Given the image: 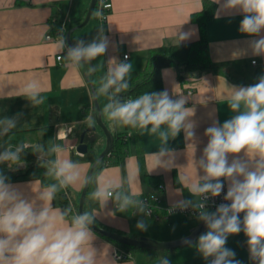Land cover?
I'll list each match as a JSON object with an SVG mask.
<instances>
[{"label": "crops", "instance_id": "1", "mask_svg": "<svg viewBox=\"0 0 264 264\" xmlns=\"http://www.w3.org/2000/svg\"><path fill=\"white\" fill-rule=\"evenodd\" d=\"M111 2L112 9L104 23L92 14L86 24L80 25L91 0H0V117L20 114L18 125L12 130L14 133L3 136L2 139L38 144L41 135L33 128L54 125L53 141L62 148V151L55 154V160L71 159L77 163L81 173L80 183L59 188L55 195L68 190L74 199H79L85 178L89 176L94 161L98 160L106 146V135L98 128L85 135L88 152L78 151L82 133L86 129L83 122L89 120L91 125L96 124L91 120L95 103L89 77L94 73L97 76L104 75L109 67L108 60L114 58L123 61L124 55H128L131 71L147 69L150 51L163 45L176 44L177 29L190 33L189 38L180 43H190L200 38L199 26L192 21L191 16L203 8V0ZM224 2L225 0L215 2V16L208 25L212 68L204 72L185 71L183 75H179L174 66L162 70L163 90L167 89L173 98L181 95L186 97L185 107L194 109V115L190 118L196 124L194 139L185 140L183 132L174 140L170 138L169 147L173 150L171 168H156L153 153L158 152L161 142L158 136L137 128L135 133L140 137L139 146H132L122 163L105 166L97 175L96 184L102 192L113 190V197L127 194L141 197L159 193L163 203L167 205L191 198L187 188L177 191L181 188L179 178L186 177L193 182L196 180L198 173L194 167V159L200 158L207 144L205 129L214 120L222 124L235 114L228 108L232 86L255 84L257 78L264 75V57L253 56L248 46L249 40L258 37L246 36L238 30L242 15L235 11L221 10L220 18H216ZM64 18H67V23L73 29L74 42L77 39L90 41L100 28L108 36L111 43L107 53L92 61L97 66L94 73L87 74L86 68H77L63 59H57L61 55L56 50L57 40L46 39L48 34L56 32ZM261 35H264V31ZM237 52L246 54L235 57L234 53ZM33 78L42 86L40 95L44 101L39 105H33L23 95L24 86ZM188 90H193V93L189 94ZM107 126L112 133L125 129V126H117L109 120ZM94 137L96 141L90 147L89 141ZM232 159L230 156L229 162ZM48 160L46 153L41 154L40 162ZM11 183L28 199L35 198L47 186L40 179ZM52 183H56V180L50 176L48 185ZM225 183L228 187L227 182ZM161 184L164 186L163 190L159 189ZM117 201L109 198L103 206L99 202V206L94 209L97 213L95 219L99 224L133 238L172 241L187 236L201 222L198 215L189 217L177 213L169 220L156 221L140 213L133 214L132 209L122 213L115 207ZM51 206L53 209H61L55 205L54 198ZM184 218L189 221L185 222L178 235L156 230L154 225L162 223L169 226L171 222ZM138 220L153 222H147V230L140 231L136 227ZM92 232L94 239L91 243L96 251V264H161L162 257H166L170 264L185 263L181 255L173 260L169 256L170 252L160 256L161 254L153 251L132 252V259L116 260L113 256L116 244L94 230ZM173 249L172 254L177 255L182 247Z\"/></svg>", "mask_w": 264, "mask_h": 264}, {"label": "clouds", "instance_id": "2", "mask_svg": "<svg viewBox=\"0 0 264 264\" xmlns=\"http://www.w3.org/2000/svg\"><path fill=\"white\" fill-rule=\"evenodd\" d=\"M214 2L220 3V0ZM221 10L242 15L239 32L258 37L249 40L248 46L253 56L264 57V35H261L264 31V0H225L217 19ZM96 16L101 17L102 13L98 11ZM189 35L177 29V44L187 40ZM110 43L104 29L100 28L90 41L77 39L72 43L74 46L61 35L56 50L61 59L77 68H86V73L91 74L97 69L92 61L104 57ZM244 54L237 52L234 56ZM108 61L109 67L93 92L96 100L107 99L101 115L117 126L138 128L158 136L160 147L153 153L156 168H171L170 138L174 140L183 132L185 140L194 139L196 124L190 119L194 109L185 107L186 97L173 98L167 89L123 98L120 94L129 90L132 65L127 56L123 61L114 58ZM231 88L228 108L235 114L222 124L214 120L205 129L207 144L200 158L194 159L198 173L196 180L179 178L181 188L177 191L187 188L191 198L173 204L169 213L189 206L197 209V218L204 223L206 231L198 236L194 246L208 264H242L236 259L235 251L226 247L228 237L241 231L247 237L250 260L264 264V75L259 76L255 84ZM41 90L40 82L33 78L24 86L23 95L33 105H39L44 101ZM19 116L0 117V137L7 136L17 127ZM29 147L38 161L45 152L52 155L62 151L53 141H49L47 148L44 144L19 143L0 151V164H7L9 168L24 166L22 156ZM241 153L244 155L240 156ZM230 156L233 157L231 162ZM43 165L48 167L47 174L53 176L56 183L45 186L33 199L26 198L0 171V264H96V251L91 243L94 234L90 228L96 211L73 215L70 207L53 209L51 206L59 188L80 183L77 163L71 159H57ZM90 179L86 177L84 184ZM225 182L228 187L223 200L230 203H221L215 211H210L207 207L209 198L219 197ZM90 195L101 206L107 199L114 198L119 201L118 210L122 213L132 209L133 214L150 215L145 202L130 196L113 197L111 191L102 192L99 186ZM136 227L140 231L147 230L144 220H138ZM188 243L192 245L193 242ZM161 264L170 262L162 257Z\"/></svg>", "mask_w": 264, "mask_h": 264}, {"label": "trees", "instance_id": "3", "mask_svg": "<svg viewBox=\"0 0 264 264\" xmlns=\"http://www.w3.org/2000/svg\"><path fill=\"white\" fill-rule=\"evenodd\" d=\"M216 3L212 0H203V8L199 12L192 14V21L199 26L200 38L194 42L190 43H179L171 45H163L157 47L150 51L148 57V68L140 71H131L129 79V90L121 93L120 95L127 98H135L141 95L144 92L152 91H162L163 90V78L162 70L165 67L174 66L178 69L179 75H183L185 71L187 72H204L212 68L213 62L211 57L210 50V41L208 36V25L209 22L214 18L216 12ZM96 9H94L93 14H95ZM71 29V26L67 23L65 33ZM72 37V36H71ZM73 40V39H72ZM74 42V41H73ZM101 76L92 74L89 77V83L91 84L92 89L94 90L99 86ZM182 77V76H181ZM98 101L100 111L102 110L107 99L105 97H100ZM98 112L95 109L92 110L91 120L96 123ZM103 121L107 124L108 119L105 116H102ZM91 121L83 122L85 128L89 127ZM101 132L103 130L98 127ZM97 128V129H98ZM40 132L41 138L38 144H44L45 148L48 147L49 141H53L54 136V125L48 124L41 127L33 128ZM137 128H132L125 126L123 131H115L113 133L114 143L110 149L111 155L108 158L110 164L122 163L126 155L129 153L130 148L137 146L139 144V135L136 134ZM14 133L11 131L9 134ZM135 133V134H134ZM8 134V135H9ZM96 138H91L89 141L90 147L94 144ZM54 142V141H53ZM20 142L14 139H2L0 137V151H3L4 148L11 145H17ZM139 146V145H138ZM46 153V152H45ZM47 154V153H46ZM48 155L49 160H55V154ZM22 159L25 161L24 166L9 168L7 164H0V171H2L6 176L9 177L10 182H18L31 179H40L43 185H48L51 175H48V167L43 165V162L37 160L36 155L32 153L31 147H29L26 152L23 154ZM106 156L103 157L100 161L95 160L94 164L97 162L91 179L86 191V198L84 203V212H92L99 206V201L92 199L91 193L97 188L96 178L99 172L106 166ZM48 160V161H49ZM146 179V177H144ZM159 192H161L159 190ZM160 195V194H159ZM55 205L59 206L61 209L71 208L72 214L74 211L80 213L79 211V199H74L68 190L65 192H60L54 196ZM97 225L114 231L119 232L111 227L104 226L99 224L96 219L94 221ZM121 233V232H119ZM109 241L131 250L133 253L137 251H153L148 248H138L128 246L117 241H114L110 238L105 237ZM248 264H255L252 260Z\"/></svg>", "mask_w": 264, "mask_h": 264}, {"label": "water", "instance_id": "4", "mask_svg": "<svg viewBox=\"0 0 264 264\" xmlns=\"http://www.w3.org/2000/svg\"><path fill=\"white\" fill-rule=\"evenodd\" d=\"M95 5H96V0H91L90 6L88 8L87 14L83 20V22L80 25H84L86 24L89 19L91 18L94 9H95ZM72 33H73V29H70L67 34H66V38L68 39V42L70 43V46H74L72 45L73 40H72ZM94 92V90H93ZM94 103H95V107L96 110L98 112L97 118H96V124L90 125L89 127H87L85 129V131L82 133L81 136V143L78 146V151L81 153H86L88 152L89 146L88 144L84 141L85 139V135L87 132L90 131H95L97 130L98 127H100L104 134L106 135V146L104 148V150L101 152L100 156L98 157L97 161H100L105 154L112 148L113 143H114V137H113V133L110 130V128L107 126V124L103 121L102 115H101V111H100V107L98 104V101L94 98ZM97 162L92 166L90 173H89V178H91L92 172L96 166ZM90 182V180H89ZM88 184L84 185V188L82 190V194L80 197V203H79V211L84 212V203H85V198H86V191L88 188ZM90 228L92 230H94L96 233H98L99 235L103 236V237H107L110 238L114 241H117L119 243L128 245V246H132V247H138V248H153V249H169V248H174V247H179V246H183L186 244H189L188 241H192L194 242L196 240V238L198 237V235L203 232L206 227L204 225V223L201 221L192 231L190 234H188L187 236H184L182 238L176 239V240H172V241H167V242H160L157 240H153V239H144V238H133L130 237L128 235L119 233V232H114L108 229H105L99 225H97L96 223H93L92 225H90ZM255 263V262H254Z\"/></svg>", "mask_w": 264, "mask_h": 264}, {"label": "built area", "instance_id": "5", "mask_svg": "<svg viewBox=\"0 0 264 264\" xmlns=\"http://www.w3.org/2000/svg\"><path fill=\"white\" fill-rule=\"evenodd\" d=\"M95 15L96 12H101L102 16L101 17H97L101 22H105L108 17L109 14L111 12L112 9V2L111 0H96V5H95ZM66 27H67V18H64L63 20L60 21L59 26L56 30V32L54 34H48L46 36L47 40H53L56 39L58 40V38L63 35L66 37ZM128 57V55H124ZM57 59H61L60 55L57 56ZM255 61V60H254ZM254 64L256 63L253 62ZM189 94L193 93V90H188ZM111 155L110 150L105 154L106 156V166L110 165V161H109V157ZM104 156V157H105ZM163 184H161L159 186L160 190H163ZM227 191V185L225 183L224 186V190L222 191L221 195L219 197H210L208 202H207V207L208 209H212L215 210L216 206H218L221 203H230L229 201H224L223 200V196ZM112 194L114 193L113 190H111ZM126 196H130L133 200H140L146 203V210L148 212H150V215H148V217L153 218L156 221H161V220H169L174 214L180 213V214H184L186 216L189 217H193L198 215V211L195 207L193 206H189L183 210L177 208L175 211H173L172 213H169V209L173 206V205H167L164 204L162 201V198L160 197L159 193H150L147 195H143L141 197H136V196H132L130 194H127ZM119 206V201L115 202V207L118 209ZM78 214L76 213V211H74L73 215ZM241 218L243 217V213L240 214ZM113 256L116 260H128V259H132L133 258V253L131 250H128L126 248H122L119 245L114 246V251H113Z\"/></svg>", "mask_w": 264, "mask_h": 264}, {"label": "rangeland", "instance_id": "6", "mask_svg": "<svg viewBox=\"0 0 264 264\" xmlns=\"http://www.w3.org/2000/svg\"><path fill=\"white\" fill-rule=\"evenodd\" d=\"M209 210L215 211L212 209H209ZM150 221H147V222L150 223ZM187 221H189V219L184 218V219H181L178 221L176 220V221L171 222L170 224H168L169 226L162 224V223L154 224V225H155L156 230L170 231V232L178 235V233H180L182 228L185 226V224H186L185 222H187ZM152 222L153 221H151V224H152ZM205 231H206V229L203 232H205ZM203 232H201V233H203ZM195 241L192 243V245L186 244V245L181 246L182 249L180 250V253L177 252V255L175 253L172 254L173 253L172 250H174L173 248L172 249L171 248H169V249H153V248H150V249H152L153 252H155L156 254H161L160 256L167 255V254L171 253V255H169V256H171L173 260L177 257L179 258L181 255L182 260H185L184 264H208V261H206L196 251V248L194 246ZM226 247L235 251L236 259L241 261L242 264L250 263L251 260L249 258V250H248V246H247V237L244 235L243 231H241L239 234H236V235H230L228 237ZM137 252H139V251H137ZM157 256H159V255H157Z\"/></svg>", "mask_w": 264, "mask_h": 264}]
</instances>
